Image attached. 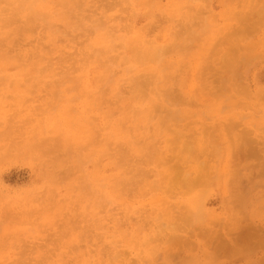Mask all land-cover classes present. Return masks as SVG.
Instances as JSON below:
<instances>
[{
	"label": "rangeland",
	"instance_id": "obj_1",
	"mask_svg": "<svg viewBox=\"0 0 264 264\" xmlns=\"http://www.w3.org/2000/svg\"><path fill=\"white\" fill-rule=\"evenodd\" d=\"M21 1L0 264H264V0Z\"/></svg>",
	"mask_w": 264,
	"mask_h": 264
},
{
	"label": "bare ground",
	"instance_id": "obj_2",
	"mask_svg": "<svg viewBox=\"0 0 264 264\" xmlns=\"http://www.w3.org/2000/svg\"><path fill=\"white\" fill-rule=\"evenodd\" d=\"M22 1H24V0H22ZM22 1H21V2H22ZM28 1H29V0H28ZM79 2H80V0L77 1V4H78ZM25 3H26V1H25ZM27 3H29V2H27ZM20 4H21V3H20ZM27 6H28V5H27ZM79 7H81V6H79ZM79 10H80V8H79ZM30 16H31V15H30ZM35 16H36V15H35ZM46 16H47V15H46ZM28 17H29V16H28ZM28 17H27V20L29 21L30 19H29ZM31 18H32V17H31ZM32 20H33V18H32ZM91 21H92V22H93V21L95 22L96 20L94 19V20H91ZM91 21H90L89 23H91ZM96 23H97V22H96ZM92 24H94V26H96L95 23H92ZM97 24H98V23H97ZM99 25H101V23H99ZM94 26H93V27H94ZM99 27H100V26H98L97 28L99 29ZM95 28H96V27H95ZM101 28H102V26H101ZM101 28H100V29H101ZM110 29H112V31H113V29H115V28H110ZM94 30H95V29H94ZM107 31H108V30H107ZM107 31H106V32H107ZM112 31H111V32H112ZM94 32H95V31H94ZM111 32H110V33H111ZM47 37H48V36H47ZM100 38H101V37H100ZM103 40H104V39H103ZM133 41H136V39L133 40ZM109 43H110V42H109ZM134 43H135V42H134ZM136 44H137V43H136ZM133 46H134V44H133ZM2 48H4V47H2ZM139 48H140V47H139ZM140 49H141V48H140ZM54 50H55V49H54ZM136 51H137V50H136ZM147 51H148V50H147ZM152 51H153V50H152ZM131 52H132V51H131ZM149 53H150V52H149ZM155 53H156V52H155ZM38 54H39V53H38ZM40 54H41V53H40ZM135 54H136V53H135ZM139 54H140V53H138V55H139ZM147 54H148V53H147ZM151 54H152V53H151ZM34 55H35V54H34ZM91 55H93V54H91ZM91 55H90V56H91ZM152 56H153V58H154V54H152ZM152 56H151V57H152ZM37 57H38V56H37ZM37 57H36V58H37ZM41 57H42V56H41ZM138 57H139V56H138ZM140 57H141V56H140ZM140 57H139V58H140ZM155 57H156V56H155ZM33 58H35V57H33ZM40 59L42 60V58H40ZM148 59H149V58H148ZM28 61H29V60H28ZM28 61H27V62H28ZM39 61H40V60H39ZM139 61H140V60H139ZM16 62H17V61H16ZM34 62H35V61H34ZM35 64H36V63H35ZM35 64H34V65H35ZM32 66H33V65H32ZM44 68H45V67H44ZM46 68H47V67H46ZM24 69H25V68H24ZM48 69H49V67H48ZM43 70H45V69H42V71H43ZM33 71H34V70H33ZM147 78H148V77H147ZM107 79H108V78H107ZM136 79H138V78H136ZM139 79H140V78H139ZM151 80H152V79H151ZM135 81H136V84H137L138 81H137V80H135ZM140 81H142V79H140ZM140 81H139V82H140ZM142 82L144 83V81H142ZM142 82H140V85L142 84L144 87H145V86L147 87V85L143 84ZM136 84H135V85H136ZM138 84H139V83H138ZM142 85H141V86H142ZM163 94H164V93H163ZM166 96H167V95H166ZM156 105H157V104H156ZM153 106H155V104H154ZM34 145H36V144L34 143ZM28 147H29V146H28ZM33 147H35V146H33ZM187 182H188V181H187ZM187 182H186V183H187ZM186 183H185V184H186ZM186 185H187V184H186ZM246 233H247V232H246ZM246 235H247V234H246ZM247 237H251V236H247ZM111 257H112V256H111ZM108 259H109V258H108ZM85 261H86V260H85Z\"/></svg>",
	"mask_w": 264,
	"mask_h": 264
}]
</instances>
